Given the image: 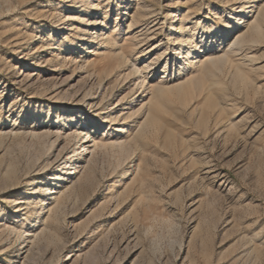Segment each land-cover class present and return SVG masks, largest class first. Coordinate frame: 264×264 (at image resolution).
I'll list each match as a JSON object with an SVG mask.
<instances>
[{"label": "rangeland", "instance_id": "obj_1", "mask_svg": "<svg viewBox=\"0 0 264 264\" xmlns=\"http://www.w3.org/2000/svg\"><path fill=\"white\" fill-rule=\"evenodd\" d=\"M0 264H264V0H0Z\"/></svg>", "mask_w": 264, "mask_h": 264}, {"label": "bare ground", "instance_id": "obj_2", "mask_svg": "<svg viewBox=\"0 0 264 264\" xmlns=\"http://www.w3.org/2000/svg\"><path fill=\"white\" fill-rule=\"evenodd\" d=\"M151 12V11H150ZM152 14V13H151ZM167 15V14H166ZM169 16H166V18H168ZM148 18V17H147ZM167 22V21H166ZM252 28H253V30H255V31H259V22H258V20L254 23V25L252 26ZM157 29V28H156ZM186 30H187V28H185V27H181V37H184V35H185V33H186ZM149 31V30H148ZM223 32H220V34H222ZM142 34V33H141ZM140 34V35H141ZM144 34V33H143ZM146 34V33H145ZM147 35V34H146ZM142 36V35H141ZM144 37V36H143ZM142 37V38H143ZM147 37V36H146ZM213 37L209 34V33H206V34H203V35H196L195 33L194 34H192V35H190V38L187 40V43L186 44H182L181 45V47H180V51L177 53L179 56H181L182 55V60L184 59V63H183V65L184 66H181V67H183V68H185L186 67V69L188 68L187 66H189L190 64H193V62H191L192 61V59H194V55H196V54H205V55H208L209 53H212V52H214V51H216L217 50V48H216V46H217V42H215L213 39H212ZM144 39V38H143ZM180 39V38H179ZM185 39V38H184ZM183 39V40H184ZM181 40V39H180ZM145 41H147L146 39H145ZM142 42V41H141ZM175 44V43H174ZM194 44H196L195 46H193ZM138 45V44H137ZM187 45H191L190 46V48H187V50L184 52V53H182L181 51H183V49H184V47L185 46H187ZM199 47V48H198ZM175 53L176 52V49L174 48V49H172V48H169L168 49V54L167 55H170V53ZM166 55V56H167ZM183 55H186L185 57L183 56ZM211 59V58H210ZM221 59L219 58V60H217V59H214V60H211V62H213V66H216L218 63L217 62H219ZM222 61V60H221ZM183 68H181V69H183ZM185 69V70H186ZM163 78H166V75L163 77ZM156 88V90L157 91H160L161 90V87L160 86H158V87H155ZM150 92V91H149ZM74 113V112H73ZM66 115V114H65ZM69 116V115H68ZM73 116V115H72ZM79 117V116H78ZM77 118V117H76ZM73 120V119H72ZM69 122V121H68ZM54 125V124H53ZM80 125H83V124H81V123H79V126ZM84 126V125H83ZM82 126V127H83ZM41 127H44V126H41ZM46 132V131H45ZM92 132H95V131H92ZM32 133V132H31ZM34 133V132H33ZM32 133V134H33ZM44 133V132H43ZM49 133H51V132H49ZM31 134V137L34 135H37V134H33L32 135ZM45 134H47V135H49L48 134V132H46ZM42 136V135H41ZM47 137V136H46ZM91 136L89 135V133H86V138L88 139V138H90ZM33 138V137H32ZM35 138V137H34ZM94 143V142H93ZM89 147V146H88ZM91 147H94V148H96V145L94 144V146H91ZM90 147V148H91ZM85 148H87V147H85ZM88 149V148H87ZM93 149V148H92ZM89 150V149H88ZM94 150V149H93ZM96 150V149H95ZM94 150V151H95ZM75 153V152H74ZM83 154H84V152H83ZM61 176V175H60ZM64 193V192H63ZM63 193H61V191H59L58 190V192L56 193V195H57V198H55V200L56 201H58L57 203H56V205L54 206V209L55 210H57L59 207H58V205H59V200H61V198H62V194ZM65 198V197H64ZM55 200H54V202H55ZM61 206V205H60ZM17 229V228H16ZM13 231V230H12ZM9 233H10V231H9ZM20 235V234H19ZM35 235V234H34ZM33 235V236H34ZM22 236V235H21ZM32 236V237H33Z\"/></svg>", "mask_w": 264, "mask_h": 264}]
</instances>
